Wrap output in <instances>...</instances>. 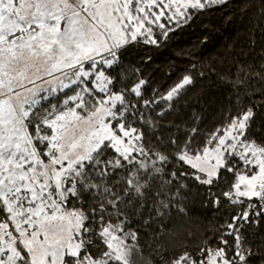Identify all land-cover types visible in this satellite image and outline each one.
<instances>
[{
	"label": "snow or ice",
	"instance_id": "1",
	"mask_svg": "<svg viewBox=\"0 0 264 264\" xmlns=\"http://www.w3.org/2000/svg\"><path fill=\"white\" fill-rule=\"evenodd\" d=\"M228 3L0 0V264H264V45L227 53L236 104L207 135L162 123L196 64L161 94L126 59ZM257 30L264 0L250 50ZM192 185L229 218L177 243Z\"/></svg>",
	"mask_w": 264,
	"mask_h": 264
},
{
	"label": "trees",
	"instance_id": "2",
	"mask_svg": "<svg viewBox=\"0 0 264 264\" xmlns=\"http://www.w3.org/2000/svg\"><path fill=\"white\" fill-rule=\"evenodd\" d=\"M245 5L248 6L247 14L241 11ZM258 7L259 0H229L226 6L212 8L196 15L189 25L172 33L162 47L144 49L141 46L129 51L126 59H131L134 63H139L138 54L153 57L152 63L145 66V72L153 76L152 86H160L161 94L183 74L179 70L190 68L192 64L197 65L193 84L187 86L173 102L172 109L163 118L162 123L166 126L179 125L182 128L199 127L204 135L224 123L225 115L233 110L236 104L232 98L233 89L222 79L232 63L227 53H250L248 56H240L241 61H250L259 55L261 45H264V38H261L259 30L254 37L257 40L256 48L250 50L248 47L253 38L251 28ZM205 67L216 71L201 77L199 70ZM196 140L200 142L201 137L198 136ZM195 188V185H192L191 190L186 193L187 200L184 203L187 213L182 216L174 215L169 222L170 229L177 235V243H183L187 239L196 243L202 237H211L229 218L224 214L223 208L220 211L215 208L207 211L197 207L194 204ZM141 243L147 256L149 241L142 239ZM137 264L143 262L137 258Z\"/></svg>",
	"mask_w": 264,
	"mask_h": 264
},
{
	"label": "rangeland",
	"instance_id": "3",
	"mask_svg": "<svg viewBox=\"0 0 264 264\" xmlns=\"http://www.w3.org/2000/svg\"><path fill=\"white\" fill-rule=\"evenodd\" d=\"M194 204L203 210L211 211L214 209L210 204L205 202L203 196L197 192L196 188L194 193Z\"/></svg>",
	"mask_w": 264,
	"mask_h": 264
}]
</instances>
